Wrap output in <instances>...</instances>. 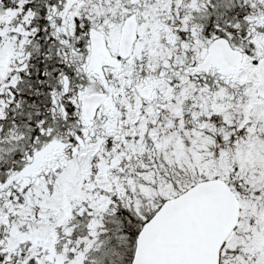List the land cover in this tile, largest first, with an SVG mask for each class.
Here are the masks:
<instances>
[{
    "label": "snow or ice",
    "instance_id": "obj_1",
    "mask_svg": "<svg viewBox=\"0 0 264 264\" xmlns=\"http://www.w3.org/2000/svg\"><path fill=\"white\" fill-rule=\"evenodd\" d=\"M0 264H264V0H0Z\"/></svg>",
    "mask_w": 264,
    "mask_h": 264
}]
</instances>
